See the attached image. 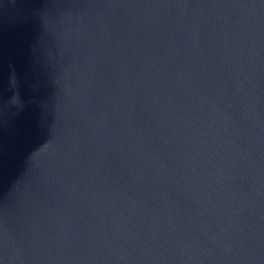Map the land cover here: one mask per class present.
<instances>
[{"label": "water", "instance_id": "1", "mask_svg": "<svg viewBox=\"0 0 264 264\" xmlns=\"http://www.w3.org/2000/svg\"><path fill=\"white\" fill-rule=\"evenodd\" d=\"M0 264H264V0H0Z\"/></svg>", "mask_w": 264, "mask_h": 264}]
</instances>
